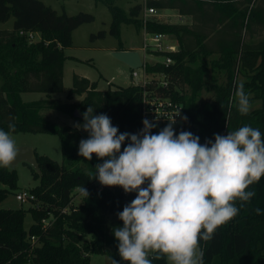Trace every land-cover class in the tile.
Masks as SVG:
<instances>
[{
  "label": "trees",
  "instance_id": "16d2710c",
  "mask_svg": "<svg viewBox=\"0 0 264 264\" xmlns=\"http://www.w3.org/2000/svg\"><path fill=\"white\" fill-rule=\"evenodd\" d=\"M104 1L112 14L110 34L118 36L123 21L140 28V4L131 6L129 17H125L110 5V0ZM175 1L147 0V5L173 7ZM193 1L195 9H179L192 14L193 27L156 20L147 24L151 31L174 33L182 48L172 55L174 60L168 67L146 64L148 73L172 72V80L178 88L171 92V97L182 103L184 117H187L183 128L174 130L176 135L181 131L191 132L204 144L206 140L214 142V134L227 135L250 125L261 131L264 140V6H257V0ZM10 16H13L12 27L0 29V129L8 131V125L14 124L15 132L57 134L62 161L35 151L37 169L23 162L30 168L32 178L38 180V184L29 188L34 195L31 203L35 205L0 207V264H90L93 253L107 254L111 259L108 264H112L113 259L119 264H128L119 256V242L113 229L123 226L117 213L123 211L136 193H124L119 186L98 188L97 179L91 178L103 159L93 154L90 161L86 160L78 155L73 142V139L89 138V134L72 125L49 124L40 110H59L83 124L82 113L90 106L94 115L106 114L119 133L136 134L141 124V88L130 84L98 89L97 81L73 73L67 97L84 94L79 101L67 104L57 99L23 101L22 92L49 95L63 89L64 49L71 46L72 31L92 21L93 15L58 13L41 0H0V21ZM29 32H37L39 39L32 40ZM218 34L223 35L216 37ZM97 35L104 36L105 31ZM122 47L119 42L117 49ZM212 52L218 56L209 63L213 69L223 72L224 79L213 82L208 88L210 99L202 101L200 94L205 87L203 76L208 65L206 56ZM237 81H242L245 92L250 93V103L254 99L260 101L249 115H241L237 110L234 98ZM183 85L187 86L186 92L181 90ZM75 109L80 116H73ZM156 125L152 134L166 126ZM128 143L126 140L121 151ZM17 179L14 169L0 167V201L9 189L16 187ZM82 186L87 189L88 197L81 195ZM251 190H255L256 196L236 217L221 225L211 240L199 241L204 264H264V176L246 189ZM77 192L81 199L74 203ZM235 203L239 207L238 199ZM257 207L262 210L260 215L253 211ZM27 213L32 222L26 229ZM43 218L47 219L45 225ZM31 236L35 237L34 242ZM156 255L151 253L152 264H166L163 255L155 259Z\"/></svg>",
  "mask_w": 264,
  "mask_h": 264
},
{
  "label": "clouds",
  "instance_id": "9594fccd",
  "mask_svg": "<svg viewBox=\"0 0 264 264\" xmlns=\"http://www.w3.org/2000/svg\"><path fill=\"white\" fill-rule=\"evenodd\" d=\"M234 98L239 113L249 115L250 93L242 81L236 82ZM93 113L89 106L82 113L84 123L75 125L89 134L80 141L78 155L89 161L93 154L103 159L91 179L136 193L117 213L123 226L113 229L121 259L152 264L151 252L157 254L155 259L163 255L170 264H204L199 241L211 240L256 196L255 190L246 189L264 176L261 131L244 125L227 135L214 134V142L201 144L191 132L176 135L174 118L156 134H152L156 123L145 118L142 130L131 134L119 133L106 114ZM15 131L14 124L8 125V131L0 129V167L10 166L17 157ZM126 140L129 143L121 151ZM79 190L88 197L86 188ZM253 211L260 215L262 210ZM112 264L119 262L113 259Z\"/></svg>",
  "mask_w": 264,
  "mask_h": 264
},
{
  "label": "rangeland",
  "instance_id": "374dc122",
  "mask_svg": "<svg viewBox=\"0 0 264 264\" xmlns=\"http://www.w3.org/2000/svg\"><path fill=\"white\" fill-rule=\"evenodd\" d=\"M44 4L52 7L58 13L65 12L72 15L78 12H86L93 15V20L85 22L77 26L71 34V46L64 49L63 62V89L59 92H53L49 95L43 92H22L21 98L23 101L42 100V99H57L59 103L67 104L71 101H79L84 94H74L71 98L67 97V91L72 85V74L76 73L97 81L98 89H106L109 86H128L137 81L136 77H132L131 68L123 62L115 59L111 55V48L117 47L119 42L122 46H138L141 42L140 31L130 22H121L119 26L118 36L109 33V26L112 20V14L104 0H41ZM143 3V0H110L111 6L125 17H129L128 10L135 3ZM256 5L264 6V0H257ZM164 9H159L163 11ZM13 16H10L6 21H0V29H8L12 27ZM104 30V36H98L97 32ZM94 34L95 36L91 37ZM223 34H218L216 37ZM32 40L39 39L38 33L32 34ZM216 57L215 55L208 56L209 59ZM150 60V57H147ZM204 84L200 94V100H208L211 97L210 85L213 82H221L224 79L223 72L212 69L208 63L206 72L204 73ZM187 87V86H186ZM187 89V88H186ZM252 108L258 107L260 101L254 99L251 102ZM41 115L50 124L56 125H72L78 124L77 120L70 115L55 109H43ZM13 139L16 147L25 145L30 146L38 154L46 155L58 162L62 161V151L59 136L55 133L45 132H15ZM82 139H73L76 143V152L79 150V143ZM9 169H14L17 173V185L14 189L6 193V196L0 201V207L3 208H27L34 206L31 202H20L15 198V193L18 190L29 189L36 184L38 180L32 178L30 168L23 162L12 163L8 166ZM147 184L144 185L146 187ZM81 195L77 192L73 198L74 203H79ZM51 217V216H50ZM32 218L29 213L25 215L24 226L27 229L31 224ZM110 226L107 227L109 233ZM166 258V257H165ZM111 259L107 254L90 255V264H108ZM166 264L170 262L166 258Z\"/></svg>",
  "mask_w": 264,
  "mask_h": 264
},
{
  "label": "built area",
  "instance_id": "2783aa9c",
  "mask_svg": "<svg viewBox=\"0 0 264 264\" xmlns=\"http://www.w3.org/2000/svg\"><path fill=\"white\" fill-rule=\"evenodd\" d=\"M146 1V0H144ZM156 9L152 6L142 7L138 14L140 20V30L142 35L141 45L137 50L141 59V66L131 70L132 77H136L132 85L141 88V103H140V130L143 128L142 121L146 118L150 122L156 124H168L173 118L175 124L174 130L180 131L184 126V110L181 102L171 97L176 84L172 80V72L160 70L155 73H148L146 64L159 63L163 67H168L173 63V54L180 51V47L168 39V34L164 32L151 31L147 28L150 21L156 20ZM33 32H29L28 36L32 39ZM150 57V60H147ZM180 111L178 116L177 113ZM97 187L101 188L103 185L96 181ZM125 193V192H124ZM15 198L20 202H31L34 199L33 193L29 189L18 190L15 193ZM43 225L47 224V219L41 220ZM30 240L35 241V237L31 236ZM151 252L149 253V258Z\"/></svg>",
  "mask_w": 264,
  "mask_h": 264
},
{
  "label": "crops",
  "instance_id": "0c3cea01",
  "mask_svg": "<svg viewBox=\"0 0 264 264\" xmlns=\"http://www.w3.org/2000/svg\"><path fill=\"white\" fill-rule=\"evenodd\" d=\"M135 4H140V9H139V13L142 9V7L144 6V4L146 6L147 5V0L144 1L143 0V3H135ZM133 4V5H135ZM132 5V6H133ZM175 5L176 6H173V7H163V8H155L156 9V16H155V19L156 21H159V22H162V23H168V24H185V25H188V26H192L193 27V24L195 23V21L192 19V14H189L188 12H186V10L182 11V10H179V9H195V6H196V3L193 1V0H187L186 2H183V1H175ZM149 7V6H148ZM159 9H164L162 12L159 11ZM138 13V14H139ZM140 31V34H141V30L140 28L137 29ZM37 33V32H36ZM168 34V39L170 40V42L178 45L180 47V50L182 49L181 48V45L179 44L178 40H177V36L174 34V33H167ZM141 42H142V35H141ZM141 42H140V45H141ZM140 45L138 46H135V47H132V46H123L122 49H117V47H114V48H111V51L112 50H123V49H138L140 47ZM210 55H215L216 57L212 58V59H209L208 56ZM217 53H211V54H208L206 56V60L209 62H211L213 59L217 58ZM210 64V63H209ZM211 65V64H210ZM212 69H213V66H211ZM187 87L185 85H183V87L181 88L182 91L186 92ZM43 109H47V108H43ZM41 109V110H43ZM40 110V111H41ZM41 114V113H40Z\"/></svg>",
  "mask_w": 264,
  "mask_h": 264
},
{
  "label": "water",
  "instance_id": "95a60500",
  "mask_svg": "<svg viewBox=\"0 0 264 264\" xmlns=\"http://www.w3.org/2000/svg\"><path fill=\"white\" fill-rule=\"evenodd\" d=\"M111 55L115 59L126 64L131 69L137 68L142 64L138 51L134 49H123V50L115 49L111 51ZM73 116L74 117L80 116V112L78 109L74 110ZM17 149H18V154L13 163L15 164L18 162H25L31 165L33 168L37 169V161L35 158L34 149L30 146H25V145L17 146Z\"/></svg>",
  "mask_w": 264,
  "mask_h": 264
}]
</instances>
